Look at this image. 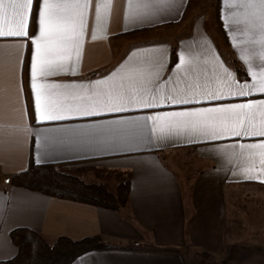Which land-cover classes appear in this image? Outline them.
Here are the masks:
<instances>
[{
	"label": "crops",
	"instance_id": "obj_1",
	"mask_svg": "<svg viewBox=\"0 0 264 264\" xmlns=\"http://www.w3.org/2000/svg\"><path fill=\"white\" fill-rule=\"evenodd\" d=\"M211 1L131 0L134 8L145 5L133 17L129 0H110L98 24L95 5L108 0H90L79 58L73 51L67 72L44 78L61 86L54 92L87 89L104 94L105 102L109 89L123 86L126 96L146 98L154 107L125 103L120 111L97 107L89 116L66 111L60 120L40 121L30 67L42 0H33L26 37H0V260L16 255L10 232L29 228L49 242L99 235L110 246L85 252L72 264H190L192 248L221 258V264H264V171L238 146L264 137L221 134L211 140L188 129L162 135L147 119L161 112L264 100V93L240 97L228 95L226 88L220 91L226 79L221 65L245 84L252 83L249 65L259 74L264 59L259 28L245 35L243 23L230 22V14L240 10L225 0H213L211 7ZM204 3L208 9L200 13ZM181 53L192 62L177 70ZM208 91L220 98L191 95ZM169 94L190 102H162L160 97ZM67 103L75 106L76 101ZM251 119L257 126L264 123V106L257 105ZM44 163H62L89 182L113 176L117 185L128 178V203L109 209L9 183L8 175ZM248 167L259 178H245ZM241 200L254 206L244 216Z\"/></svg>",
	"mask_w": 264,
	"mask_h": 264
},
{
	"label": "snow or ice",
	"instance_id": "obj_2",
	"mask_svg": "<svg viewBox=\"0 0 264 264\" xmlns=\"http://www.w3.org/2000/svg\"><path fill=\"white\" fill-rule=\"evenodd\" d=\"M33 0H0V37H26L29 15ZM228 7H235L240 11L231 13V23L245 25V35L250 34L252 28H259V40L261 45V58L264 59V0H225ZM90 0H42L38 6L39 34L32 38L35 51L31 56V81L30 87L34 94L35 116L40 121H54L63 118V112H74L78 115H93V109L100 107L107 111H120L121 105L125 103L137 104L140 107H154L146 98L137 99L135 95L131 98L126 96L123 86L119 91L109 89L106 95L93 91L91 94L85 89L83 92H54L53 89L60 85H51L44 79L58 73L69 70L68 62L72 59L73 51L77 58L80 56L83 36L87 22ZM110 8V0L103 5H95L96 21L101 22V8ZM145 7L136 4L135 8L129 0L128 8L132 10L131 15H139L135 9ZM129 12L125 13V19ZM258 21V23H257ZM225 26H229L226 21ZM93 29V39H95ZM233 46L238 43L233 40ZM241 59L248 63L249 58L241 55ZM192 61L183 53L180 55V63L176 65L179 70L185 64ZM162 63L160 67L162 68ZM222 68L223 77L220 81V91L227 89L231 96H248L251 92L264 93V70L259 74L248 68V75L252 77V83L238 84L227 67ZM140 71V70H133ZM157 79L159 76L157 75ZM100 85L105 81L93 82ZM65 88L68 86L65 85ZM191 95H199L201 99H219L218 92H193ZM76 101L75 106L67 103L69 100ZM153 99H156L153 96ZM162 102L172 104H188L190 101L180 96L171 94L160 97ZM264 106V100L247 103L221 104L217 107L186 108L181 111H170L157 113L147 117L152 121V131H159L162 135L176 129H188L192 133L199 134L207 139L215 140L221 134L233 137H264V123L259 126L253 124L251 116L254 108ZM239 148L247 150V156L253 163L259 161L261 171H264V139L258 143H240ZM245 178H259L254 174V168L244 169Z\"/></svg>",
	"mask_w": 264,
	"mask_h": 264
},
{
	"label": "trees",
	"instance_id": "obj_3",
	"mask_svg": "<svg viewBox=\"0 0 264 264\" xmlns=\"http://www.w3.org/2000/svg\"><path fill=\"white\" fill-rule=\"evenodd\" d=\"M175 49H172L170 63ZM62 163L30 164L27 168L8 175L11 185L35 190L50 196L91 204L109 209L124 208L129 199L130 180L122 177L116 190H110L103 182H89L64 169ZM12 242L17 247L16 255L0 264H72L81 254L106 249L99 235L82 239L59 236L47 241L38 232L29 228H15L10 232ZM210 258L209 263L219 264L213 255L202 250ZM190 264H195L190 262Z\"/></svg>",
	"mask_w": 264,
	"mask_h": 264
},
{
	"label": "rangeland",
	"instance_id": "obj_4",
	"mask_svg": "<svg viewBox=\"0 0 264 264\" xmlns=\"http://www.w3.org/2000/svg\"><path fill=\"white\" fill-rule=\"evenodd\" d=\"M212 5H214V1L212 0L211 1V7H212ZM202 7L203 8H201L199 11H200V13H202V12H206L207 11V9H208V5L207 4H202ZM188 26H185V27H183V30L182 31H188ZM184 161H186V163H189V162H191L192 160L191 159H189V160H181V162H183L184 163ZM186 170H188V168L186 169ZM189 170H195V166L194 167H192V168H190ZM190 172V171H189ZM77 175V174H76ZM180 176L182 177V178H184V180L185 179H188V177L189 176H187L186 175V173L184 174L183 173V175H181L180 174ZM104 182V184H106L107 185V187L110 189V190H112V191H115L116 190V187H117V185H116V183L114 182V178H113V176H109L108 178L106 177V178H104V180H103ZM188 192V189H186V193ZM242 201V202H241ZM240 201V203H242L243 204V206H242V204H240L241 205V209H240V213H243V215L242 216H244L245 214H249L250 213V211H251V209H253V207L254 206H250V204H248L247 203V201H244V200H241ZM249 203H251V202H249ZM263 210V209H262ZM243 218H245V217H243ZM191 251H190V255H188V258H189V261L190 262H194L195 264H205V263H209V259L210 258H208L204 253H203V251L202 250H200V249H190ZM211 254V253H210ZM211 255H213V254H211ZM213 257H214V259H215V261L216 262H218L219 264H221V261H222V259L221 258H217V257H215L214 255H213Z\"/></svg>",
	"mask_w": 264,
	"mask_h": 264
}]
</instances>
